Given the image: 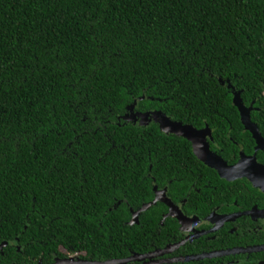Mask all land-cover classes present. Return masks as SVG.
<instances>
[{"label":"trees","instance_id":"obj_1","mask_svg":"<svg viewBox=\"0 0 264 264\" xmlns=\"http://www.w3.org/2000/svg\"><path fill=\"white\" fill-rule=\"evenodd\" d=\"M235 93L264 135V0H0V263L171 241L167 206L141 210L152 177L189 208L197 177L225 182L182 135L123 116L206 122L252 153Z\"/></svg>","mask_w":264,"mask_h":264},{"label":"flooded vegetation","instance_id":"obj_2","mask_svg":"<svg viewBox=\"0 0 264 264\" xmlns=\"http://www.w3.org/2000/svg\"><path fill=\"white\" fill-rule=\"evenodd\" d=\"M139 112V110L134 109L128 111L130 115L134 116L130 118L131 122L138 125L141 122H143L142 125L155 123L160 127L159 121L155 120L152 114L143 118L135 115ZM185 126L190 127L189 130L192 131L193 139L186 138V140L189 142L193 154H195L193 149L195 148L200 154L207 157L204 147V145H207V151L212 157L215 159L219 157L227 165H234L239 161L241 152L245 155L254 153L255 139L244 126L243 129L250 133L254 142L252 153H246L229 130H227L223 138H214L213 130L206 122L202 126L195 128L189 125ZM174 134L177 135L176 133ZM261 135L264 138L262 133ZM194 140L195 143H193ZM225 149L231 150L230 155H226V157L224 156ZM259 151H262L264 156V149H259ZM257 152L258 150L256 154ZM195 156L198 159L196 154ZM257 161L264 166V159L262 162L257 158ZM216 173L217 177L224 180L225 183H213L211 178L202 175L197 177L191 186L187 187V189L199 194L202 200L196 204L192 203L193 208L185 206L187 197L174 203L166 195L168 184L163 180L162 182L164 183L161 182L162 185L158 186L155 183L157 178L153 176V200L156 196L167 199L175 206L174 211L178 214L177 216L166 215L170 206L162 199H158L157 201H162L167 206L166 212L162 214L160 224L163 225L167 218L174 219L177 223V226H174L177 228V232L172 234V240L167 241L164 245L159 244L164 241L158 242L157 239H150L149 242H146L147 246L150 247L149 250L133 251L127 256L109 259L132 258L131 260L128 259L124 264H264V177L260 178L263 185L260 188L254 185L247 177L228 180L221 177L217 171ZM146 177L151 179L150 175ZM172 179H176V177H169L167 182L170 183ZM200 209L201 211H198ZM136 221L137 218L133 217L131 219V222ZM7 243H1L0 249L5 247ZM12 245L15 246L16 243L13 242ZM170 246L172 248L169 252L159 253L161 249ZM16 249L20 251V246L17 245ZM58 258L85 259L79 257L76 252L73 254L69 253L65 257L55 256L53 261L48 263H42L41 260L38 262L51 264L55 263ZM178 258H182V260H176Z\"/></svg>","mask_w":264,"mask_h":264},{"label":"water","instance_id":"obj_3","mask_svg":"<svg viewBox=\"0 0 264 264\" xmlns=\"http://www.w3.org/2000/svg\"><path fill=\"white\" fill-rule=\"evenodd\" d=\"M233 102L235 105H237L239 112H240V120L243 124L244 128L249 130L255 139L256 145L254 149V153L251 155H245L243 152L240 153V159L239 161L234 165H227L224 161H222L219 157L214 158L211 156L210 153L207 151V145H204L205 152L207 157H204L202 154H200L195 148L194 153L197 155L198 159H200L205 165L215 169L221 177H224L228 180H233L235 178L240 177H247L254 185L257 187L262 188V182L260 178L264 177V166L260 164L257 161L256 157V151L259 149H264V138L262 137L259 129L257 128L256 124L253 123L250 119V108L245 107L243 103L240 100L239 94L235 93ZM134 105L128 106L129 110L133 109ZM151 112L146 113H137L135 115H139L144 117H147ZM152 115L155 120L160 122V129L163 132H174L177 135H182L183 137L187 139H193L192 137V131L189 130L190 127L181 125L178 122H173L170 120L169 117H166L165 115L159 116L158 113H153ZM134 117L133 115H130L127 113L123 116V119L129 120L130 118ZM143 124V122H141ZM195 143V140L193 141ZM195 145V144H194ZM158 199H162L163 201L167 202L170 206L169 212L166 215H173L177 216V212L174 211L175 206L171 204L167 199H164L162 197L156 196L153 201L150 203L144 205L142 209H145L146 207H149L151 204H154ZM134 218H137V213L134 214ZM133 221V220H132ZM1 248V245H0ZM170 247H166L164 249L160 250V254L169 252L171 250ZM131 260L132 258L127 259H109L106 261H98V260H86V259H75V258H68V259H56L55 263L51 264H124L127 260ZM176 260H182V258H178ZM150 263V262H149ZM1 264V263H0ZM10 264H22V263H10ZM36 264H42L41 262H38Z\"/></svg>","mask_w":264,"mask_h":264}]
</instances>
